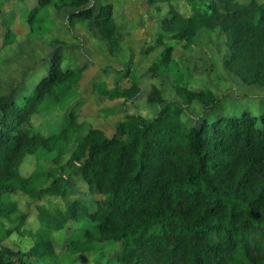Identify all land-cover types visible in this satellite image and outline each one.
I'll return each instance as SVG.
<instances>
[{"label":"trees","instance_id":"obj_1","mask_svg":"<svg viewBox=\"0 0 264 264\" xmlns=\"http://www.w3.org/2000/svg\"><path fill=\"white\" fill-rule=\"evenodd\" d=\"M51 1L38 0L28 12L29 20ZM58 1L75 8L72 22L92 20L111 52L117 48L110 4L95 11L86 6L92 0ZM155 1L171 9L159 22L155 44L147 48L165 47L150 66L152 74L170 60L172 45L164 40L189 45L200 29L220 27L230 61L244 62L236 73L244 79L252 76L254 82L264 78V3L185 0L190 12L184 15L172 7V0L149 3ZM63 60L59 52L52 55L47 75L31 91L0 97V205L15 189L32 200L63 197L73 173L93 186L99 199L91 206L73 200L55 210L38 204V241L26 252L0 243V264H65L74 254L106 241L120 243L115 260L107 264H264V113L203 116L188 127L180 107L167 103L153 87L147 100L159 106L157 114H127L115 124L116 135L78 125L71 111L63 127L47 136L35 122L41 103H60L78 74L68 63L62 66ZM119 73L115 88L99 93L132 100L141 91L139 78L127 68ZM127 77L131 84L120 86ZM176 90L183 101L196 100L205 111L219 101L210 89ZM71 139L76 147L70 159L47 170L39 150L49 142ZM29 154L36 157L35 168L24 178L17 168ZM42 178L50 181L37 188ZM80 218L87 224L72 233L64 254L57 255L51 233Z\"/></svg>","mask_w":264,"mask_h":264},{"label":"rangeland","instance_id":"obj_2","mask_svg":"<svg viewBox=\"0 0 264 264\" xmlns=\"http://www.w3.org/2000/svg\"><path fill=\"white\" fill-rule=\"evenodd\" d=\"M254 1L259 5L264 3V0ZM106 4L111 5L116 24L118 44L113 52L92 20L72 22L70 14L75 8L58 0L44 5L32 20L28 12L38 5V0H0V97L31 91L47 75L51 57L56 52L65 56L62 66L68 63L78 72L65 99L57 104L42 101L35 122L44 135H52L63 127L71 111L78 125L84 128L92 125L108 137L116 135L115 124L127 114L145 117L157 114L159 106L147 100L153 87L167 103L180 107V118L188 127L197 125L203 116L213 119L249 113L258 117L264 113V82H260L264 78L254 82V77H245V80L236 73L244 62L230 61L227 36L220 27L200 29L189 45L171 38L164 40L172 45L170 60L158 74H152L150 66L165 47L159 45L150 51L147 48L155 44L157 32L161 30L159 22L169 15L170 5L157 1L150 4L149 0H92L86 6L97 11ZM171 4L180 13L190 12L185 0H172ZM126 68L139 78L141 91L135 98L109 99L99 93L101 88L114 89L119 72ZM118 83L127 87L131 78ZM179 86L191 90L210 89L219 101L214 109L205 111L196 100L183 101L176 90ZM75 147L74 139L56 145L49 142L38 155L47 170L56 169L70 159ZM35 161L34 155H24L17 168L19 176H29ZM78 167L75 165V169ZM49 181L42 178L36 182V187H45ZM4 199L0 205V243L26 252L38 241V204L51 210L64 209L73 200L91 206L99 199V194L93 186L85 184L78 173H73L68 193L63 197L44 196L32 200L28 194L15 189ZM86 224L87 220L82 218L70 220L51 233L57 255L64 254L68 238ZM119 250V242L97 243L91 249L74 254L73 260L65 264H107L115 260ZM29 264L32 263L29 261Z\"/></svg>","mask_w":264,"mask_h":264},{"label":"crops","instance_id":"obj_3","mask_svg":"<svg viewBox=\"0 0 264 264\" xmlns=\"http://www.w3.org/2000/svg\"><path fill=\"white\" fill-rule=\"evenodd\" d=\"M183 14V13H182ZM184 15H187V14H184Z\"/></svg>","mask_w":264,"mask_h":264}]
</instances>
